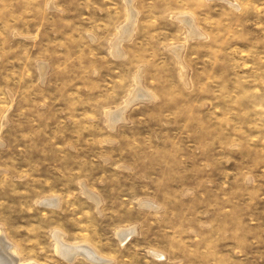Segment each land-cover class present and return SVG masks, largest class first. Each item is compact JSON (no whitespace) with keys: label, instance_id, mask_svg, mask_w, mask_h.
<instances>
[{"label":"rangeland","instance_id":"374dc122","mask_svg":"<svg viewBox=\"0 0 264 264\" xmlns=\"http://www.w3.org/2000/svg\"><path fill=\"white\" fill-rule=\"evenodd\" d=\"M0 233L22 263L264 264V0H0Z\"/></svg>","mask_w":264,"mask_h":264},{"label":"bare ground","instance_id":"6f19581e","mask_svg":"<svg viewBox=\"0 0 264 264\" xmlns=\"http://www.w3.org/2000/svg\"><path fill=\"white\" fill-rule=\"evenodd\" d=\"M127 29L128 28L126 27L122 30V36H121L119 41H122L124 38L126 39V37L128 36L127 31H129ZM42 204H44V205H56V200L55 199L44 200L42 202ZM130 233H131V231H123V232H121V235L119 237L123 241ZM53 239H54V242L56 244L55 252H57L61 257L70 258L73 255H75V256L82 255L86 259H88L92 262H96V263L102 262V259L99 258L95 254V252H93L90 248H88L86 246H83V245H76V246L70 245L69 246V245L62 244L60 241L61 235L58 232L53 233ZM15 253L16 252H15L13 245H11L6 240V238L3 236V233H0V264H35V263L19 262Z\"/></svg>","mask_w":264,"mask_h":264}]
</instances>
